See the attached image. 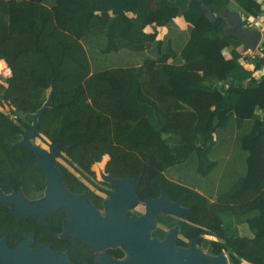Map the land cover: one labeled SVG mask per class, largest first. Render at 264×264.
I'll use <instances>...</instances> for the list:
<instances>
[{"label":"trees","instance_id":"1","mask_svg":"<svg viewBox=\"0 0 264 264\" xmlns=\"http://www.w3.org/2000/svg\"><path fill=\"white\" fill-rule=\"evenodd\" d=\"M228 1L0 0V61L10 70L8 76L0 68V80L8 76L0 83V106L7 108L0 109L2 190L43 196L45 174L18 141L48 98L35 136L57 144V158L79 175L93 180L92 165L107 156L110 177L139 176V200L163 187L187 209L182 221L160 212L156 222L177 224L186 238L215 237L197 243L212 255L225 251L229 264H264V73L254 77L264 49L242 63L246 55L226 32V19L211 20L201 5L215 12ZM233 1L245 14L259 11L258 0ZM180 15L189 24L184 41L173 32ZM162 26L167 34L157 39ZM216 150L223 154L205 164ZM57 158L52 163L66 188L102 209L103 197ZM171 170L200 176L203 192L184 176L170 179ZM6 212L0 203V237L13 247L34 230L32 249L52 243L66 216L64 209L51 212L42 226L36 216L16 220ZM151 235L162 239L165 231L155 227Z\"/></svg>","mask_w":264,"mask_h":264},{"label":"water","instance_id":"2","mask_svg":"<svg viewBox=\"0 0 264 264\" xmlns=\"http://www.w3.org/2000/svg\"><path fill=\"white\" fill-rule=\"evenodd\" d=\"M210 15V19L222 16L227 21L226 32L238 39L242 50L256 52L260 41L264 40V32L249 29L242 24L238 5L229 0L226 6L212 12L202 3ZM50 103L49 99L35 112L30 114L31 127L22 132L19 144L35 154L32 161L45 174L43 196L28 199L22 191L5 193L0 187V203L9 207L8 214L16 220L28 216H36L37 222L44 223V218L52 211L64 209L66 218L63 222L62 236L79 238L90 248L123 244L129 259H122V264H228L227 254L221 251L216 255L209 254L195 245L197 237L190 239L188 247L175 244L177 226L169 228L162 239L152 236L156 227V215L164 213L179 216L186 208L180 206V199L170 201L163 187L158 198L146 197L144 212L140 215L129 214L132 205L139 202L135 190L139 176L113 178L104 171V179L115 186L113 192L103 201L105 215H100L84 193H74L68 190L61 179L58 168L52 163L58 157L57 144H49V151L40 148L33 142L38 116ZM34 233L29 231L26 237L15 246L8 247L6 235L0 237V264H76L71 262L66 254L57 253L48 246L32 250L30 244ZM102 264H114L113 259L100 256ZM87 264V263H80Z\"/></svg>","mask_w":264,"mask_h":264},{"label":"flooded vegetation","instance_id":"3","mask_svg":"<svg viewBox=\"0 0 264 264\" xmlns=\"http://www.w3.org/2000/svg\"><path fill=\"white\" fill-rule=\"evenodd\" d=\"M77 173V172H76ZM78 174V173H77ZM76 174V175H77ZM79 175V174H78ZM85 181V180H84ZM99 182V181H98ZM103 182H107V181H102L101 183L105 186H107L106 184H104ZM97 183V182H96ZM109 183V182H108ZM99 183H97L98 185ZM96 185V186H97ZM161 186V185H160ZM109 187V186H108ZM114 187V186H113ZM101 188V187H100ZM112 188L109 187V189H105V190H111ZM93 190V189H91ZM100 190V189H99ZM105 190H100L102 191L103 193H105L104 191ZM94 191V190H93ZM112 192V190H111ZM96 193V192H95ZM98 194V193H96ZM106 194V193H105ZM100 195V194H98ZM108 195V194H106ZM110 195V194H109ZM167 195V194H166ZM101 196V195H100ZM160 196V192H159V195L157 197H152L151 198H158ZM103 197V196H101ZM146 197H149V196H146ZM89 200V199H88ZM170 200V199H169ZM90 201V200H89ZM103 201H104V197H103ZM141 201V200H139ZM171 201V200H170ZM143 202V200L141 201ZM7 207V206H6ZM104 209V204H103V208L102 209H99L100 210V214H101V210ZM8 212V211H7ZM6 212V213H7ZM54 212V211H52ZM51 213V212H50ZM49 213V214H50ZM48 214V215H49ZM47 216V215H46ZM45 216V217H46ZM172 216V215H171ZM174 218L176 219H179L180 221H182V218L180 216H173ZM66 216L62 219L61 221V231H59L57 234H56V237L54 239H49V241H52V243H49V242H45L43 243L39 248L43 247V246H48L50 247L52 250H54L55 252L57 253H61V254H66L68 259L73 262V263H76V264H80V263H87V264H102V259L100 258V256H106V258L108 259H113V263L114 264H122V259L125 258L126 256V253H125V250H124V247H123V244L122 243H119L115 246H103V247H100V248H96V249H93V248H90L88 246V244H86L83 240L79 239V238H73V237H66V236H62L61 234L63 233V222L65 220ZM36 222H37V219H36ZM38 223V222H37ZM40 224V223H38ZM42 226H46L47 225V222L44 218V223L43 224H40ZM174 226H177V232H176V237L175 239H181L183 240L186 244L185 245H179L180 247H188V243L190 241V239L194 238V237H197V240L200 238V237H204V238H208V239H215V237L211 236V235H207V234H197L193 237H190V238H186L184 237L180 232H179V227L177 224L173 225V226H168L166 227L164 224L162 223H159V222H156V227H159L161 229H163L165 231V234L168 232L169 228L171 227H174ZM33 233H34V237H33V241H32V244L30 245V248L32 249L31 246L34 245L35 243V239H36V235H37V232L34 231V230H31ZM29 232V231H28ZM208 236H211V237H208ZM157 237V236H156ZM159 238V237H158ZM22 240V239H21ZM195 245L197 247H200L196 241ZM54 247V249H53ZM38 248V249H39ZM201 248V247H200ZM100 249H102L100 251ZM202 249V248H201ZM32 250H36V249H32ZM204 250V249H202ZM205 251V250H204ZM207 252V251H206ZM96 262H95V261ZM95 262V263H94Z\"/></svg>","mask_w":264,"mask_h":264},{"label":"rangeland","instance_id":"4","mask_svg":"<svg viewBox=\"0 0 264 264\" xmlns=\"http://www.w3.org/2000/svg\"><path fill=\"white\" fill-rule=\"evenodd\" d=\"M225 52V51H224ZM245 53H250L249 51L245 52ZM242 54V52H241ZM122 57H126L127 55L125 53H121ZM248 57V56H247ZM10 75V74H9ZM8 75V76H9ZM6 76V77H8ZM5 77V78H6ZM5 78L0 80V83H3L4 84V81H5ZM0 109L4 112H7V108L5 106L1 107L0 106ZM33 142L38 145L40 148H43L47 151H49V143H46L44 141H42L40 138L38 137H33ZM220 152V154H219ZM223 153H221V151H213L209 154V156L206 157H203L202 159L204 160V163L207 164L209 160L213 161L215 159H218V157L220 155H222ZM108 157L107 156H104L101 161L95 163L92 165L91 169H93L94 173H95V176L93 178V180H88L87 178H84L83 176L81 175H78L76 173V171L71 167L69 166L61 157L57 158V161H59L60 163H62L63 165H65L69 170H71L73 173L77 174L78 177L90 188V189H93L96 193L100 194L101 196L104 197V200H106L108 198L109 195H106L105 193H103L102 191H100V187H102L103 189H109L108 186H105L103 185L101 182L104 181V176H103V171H104V165H105V162L107 161ZM168 176L170 177V179L172 180H178L179 176L182 178V176H184L183 181L186 182L188 185H191V184H195V185H198L200 184V186L198 185L197 186V190L200 191V192H203V190L201 189V186L203 185L204 181H202L200 179V176L196 175V174H192V176L190 175H182L181 176V173L179 172H176L174 170H171L168 174ZM85 180V181H84ZM99 181V182H98ZM106 181V180H105ZM99 183L97 185V183ZM97 185V186H96ZM115 189V186L111 189L112 192L114 191ZM4 207H5V210L9 212V207H6L4 204H2ZM144 208H145V203L144 201L141 202H136L135 205H132L130 207V210L128 211L129 213L131 214H135V215H140L144 212ZM101 216H104L105 215V208L103 210H101ZM238 232L239 234L240 233H245L246 232V228L244 226H240L239 229H238ZM32 244V243H31ZM30 244V245H31ZM102 249H100L101 251ZM95 261V260H94ZM96 262V261H95ZM94 262V263H95ZM229 264V263H228ZM245 264V263H243Z\"/></svg>","mask_w":264,"mask_h":264},{"label":"crops","instance_id":"5","mask_svg":"<svg viewBox=\"0 0 264 264\" xmlns=\"http://www.w3.org/2000/svg\"><path fill=\"white\" fill-rule=\"evenodd\" d=\"M173 21H174V24H175V29H173V32L175 34H178L181 37L182 41H184L186 39V37H187V30H188V25L189 24L184 20L183 16H181V15L180 16H176ZM152 30H153V28L150 25H147L144 28L145 32H151ZM156 31H157L156 38L157 39H162L163 37L166 36L168 29L165 26H162V27H156ZM259 45H260V48L257 49L255 54H259V49H264V40H261ZM236 49L240 53L242 52V54L245 53V51L242 50V46L241 45L238 46ZM224 51H225V52H223L224 56L226 58H229L230 57L229 51L228 50H224ZM122 53H125L127 55V53L125 51H123ZM135 60H136V63L140 62L138 55L135 56ZM241 62H242V60H241ZM1 72H2L3 75H5L4 74V69ZM263 73H264V66L259 71L254 72L255 79L260 78V76ZM208 237H211V236H208Z\"/></svg>","mask_w":264,"mask_h":264},{"label":"built area","instance_id":"6","mask_svg":"<svg viewBox=\"0 0 264 264\" xmlns=\"http://www.w3.org/2000/svg\"><path fill=\"white\" fill-rule=\"evenodd\" d=\"M259 1V11L257 14L249 15L240 11L242 17V24L249 29H258L260 32H264V0ZM246 58L242 59L243 63H247V56L252 58L255 52L244 53Z\"/></svg>","mask_w":264,"mask_h":264},{"label":"clouds","instance_id":"7","mask_svg":"<svg viewBox=\"0 0 264 264\" xmlns=\"http://www.w3.org/2000/svg\"><path fill=\"white\" fill-rule=\"evenodd\" d=\"M240 11H241V10H240ZM0 68H3V69H4V74H5V75H9V74H10V70H9V72H8V69L4 67L2 61H0Z\"/></svg>","mask_w":264,"mask_h":264},{"label":"bare ground","instance_id":"8","mask_svg":"<svg viewBox=\"0 0 264 264\" xmlns=\"http://www.w3.org/2000/svg\"><path fill=\"white\" fill-rule=\"evenodd\" d=\"M128 257H129V254H128V253H126V256H125V258H124V259H125V260H126V259H129Z\"/></svg>","mask_w":264,"mask_h":264}]
</instances>
